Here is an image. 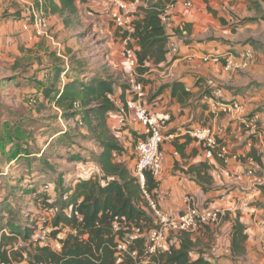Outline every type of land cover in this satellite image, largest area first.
Wrapping results in <instances>:
<instances>
[{"label":"crops","instance_id":"obj_1","mask_svg":"<svg viewBox=\"0 0 264 264\" xmlns=\"http://www.w3.org/2000/svg\"><path fill=\"white\" fill-rule=\"evenodd\" d=\"M36 1L34 0L35 4ZM99 1L78 3L80 16L92 15L89 21L92 28H96L98 20L102 18H98L99 13L109 16L110 6ZM188 2H191L190 6L186 5ZM143 6H148V3L144 2ZM168 7L171 18L167 25L168 46L175 44L178 51L173 57H168L171 59L169 63L151 66V73L147 78L153 80L145 88L146 94L152 95L147 106L153 111L168 113L171 117L164 131L166 140L162 145L164 172L157 178L158 187L154 189L153 195L149 193L150 197L158 202L165 213L174 217L188 211L191 204L189 196L203 208L222 207L226 210L220 223L202 225L190 233L195 259L203 256L214 264H264V0H177L175 5ZM23 15H27L24 23L31 20V13L23 12L22 17ZM47 16L53 32L72 50V44L77 45L74 31H78L73 27L78 24L66 25L59 14ZM29 25L30 39H43L45 47L49 48V41L45 37H38L34 25ZM179 27L186 28L188 32L185 36L181 35ZM88 31L84 30L79 34L86 37ZM93 31L97 34L96 29ZM115 39L119 41L112 33L110 42L117 46L119 43ZM124 40V44H127V39ZM104 41L105 39L102 40ZM104 43L109 45V42ZM122 45L121 50L124 48ZM52 47L55 48L54 45ZM246 49H252L255 57L245 69L226 70L224 58L219 62L204 60L207 55L224 56L229 52L236 54ZM41 53L38 55L43 56ZM73 53L72 50L71 54ZM50 61L48 57L46 64ZM235 61L240 62V58L237 57ZM98 63H104L102 56ZM73 68L74 72L78 69L75 66ZM93 74L95 72H87L86 76L91 77ZM75 78L79 77L71 79ZM89 79L81 80L86 82ZM175 81H182L191 92L183 103L172 98V87L160 89ZM217 90L222 91L219 96L215 93ZM123 92L118 87L115 94L120 116L123 100L130 96L127 91L121 97ZM218 101H238L244 105L245 113L222 112L216 105ZM256 113L260 116L258 132L247 121L248 116ZM108 122L110 127L114 126V123H110V118ZM198 126L212 128L220 146L226 148L228 153L223 157H219L218 152L208 155L203 145L188 134L191 128ZM133 129L138 139L143 137L144 127L141 124L135 123ZM23 161L13 157L0 164V178H9L5 167L10 168L12 164ZM44 167L42 165L39 168L43 173ZM89 167L93 169L91 164ZM91 169H81L86 177L84 173L75 171L73 187L81 178L98 177L101 174L99 165L95 172ZM33 170L34 168L22 177L21 180H25L23 183L17 179L19 185H28V177H38ZM6 181H12V178L4 182ZM5 185L8 184L3 186ZM56 187L57 185L52 188L56 190ZM9 190L12 191L11 194L6 193V188L2 192L0 189V235L11 230L15 218L24 220L23 217L20 218L22 214H19L22 208L27 209L29 218L43 212L41 204L32 201L27 192L17 193L19 188L13 187V181ZM51 195L52 200L58 199L56 195ZM24 196L28 198H21ZM145 197L149 202L148 197ZM14 208L18 210L16 217L10 216L15 211ZM27 219L25 216V225L30 224ZM69 230L66 227L64 232ZM64 232L60 233L63 238Z\"/></svg>","mask_w":264,"mask_h":264},{"label":"trees","instance_id":"obj_2","mask_svg":"<svg viewBox=\"0 0 264 264\" xmlns=\"http://www.w3.org/2000/svg\"><path fill=\"white\" fill-rule=\"evenodd\" d=\"M85 1L87 0H37L36 11L39 14L43 13V18L47 21L49 20L48 14H59L63 17L66 25H77L80 18L78 3ZM147 2L148 6H139L137 10L130 11L132 16L130 32L119 27V30L123 32L122 36L127 39V47L133 51L136 62L134 74L137 82L142 83L144 89L147 83L153 80L147 78V75L151 73V66L169 63L171 59L168 57L174 55L171 45L168 46L167 24L162 21V17L169 8L168 6L175 5L177 0H147ZM17 15L22 16V13L18 12ZM25 17L23 15L22 18ZM30 19L34 25V14ZM50 28L48 30L52 33ZM178 30L182 36H185L181 27ZM36 34L39 37H45L37 33V30ZM45 51H47L48 57L55 62L61 58L59 54L65 57L73 56L71 49L65 45L64 41L61 53L52 46L49 49L46 47ZM126 65L129 66L127 61ZM63 69L64 67L58 64L53 66V71L55 70L57 76L64 71ZM124 74L127 79L125 84L121 83L113 74L108 73L105 76H91L86 82L79 78L71 79L66 76L62 90L54 87L44 89L47 96L52 95L53 92L56 93L54 104L62 108V113L66 118L82 116L81 121L88 126V131L93 135L92 138L101 150L96 159L102 176L80 179L74 183L73 194L66 195V192L63 194V196H67V199L62 202V210L53 217L55 230L50 233V243L58 240L61 243L60 249L55 248L53 244L45 245L33 239L34 233H36L37 219L42 214L38 212L30 218L28 217L27 221L31 223L28 226L13 225L7 234L0 235V262L17 263L16 261H18L17 264H144L139 258L132 255V252H138L139 257L144 255L146 249L144 238H136L131 241L127 251L119 252L117 249V240H123L133 231L134 226H140L143 229L157 226L154 212L145 197L144 189L153 195V191L159 183L153 174L147 171L146 184L143 188L135 175L136 168L135 171H132L125 162L118 159V155H122L126 148L120 143L108 121L112 113H118L115 102L117 88L121 87L124 90L121 97H124V93L127 91L129 93L131 89V70H129V75L127 71ZM168 86L172 87V98L181 103L191 95L182 81L163 85L160 89L164 90ZM129 95L130 97L136 96L134 93H129ZM145 102L147 104L146 99ZM188 134L191 136L189 132ZM191 137L199 141L197 138ZM199 142L203 145V142ZM28 186H23V189L27 193L29 192L32 201L41 204L42 209L57 207L55 205L59 203L58 199L56 200L58 202L50 200L49 189H46V186L42 189V187L36 186L30 178ZM115 223H119L120 230H115ZM33 224L35 225L31 226ZM66 227L70 230L67 231L64 238H58V235L63 233ZM172 233L176 235L175 232ZM190 233L188 231L178 232L176 237L171 235L172 243L169 248L164 252L154 254L145 264H214L203 256L197 259L193 257L194 243L190 238ZM21 237L24 244L19 246Z\"/></svg>","mask_w":264,"mask_h":264},{"label":"rangeland","instance_id":"obj_3","mask_svg":"<svg viewBox=\"0 0 264 264\" xmlns=\"http://www.w3.org/2000/svg\"><path fill=\"white\" fill-rule=\"evenodd\" d=\"M100 2L110 6L109 16L106 17L102 15L103 13H99L98 18H102L98 20L99 23L96 28H92V25L89 24L92 15L83 14L80 16L78 20L79 28L78 25L73 27L78 30L74 31L73 35L77 37V45L72 44L74 45V48H72L73 56L65 57L59 54L61 58L57 62L51 59L46 64L48 55L45 51L46 47L43 39H39V41L31 40L28 32V30H31L30 20L24 23L25 19L21 15H17L18 12L34 14L37 9L34 0H0V164H4L7 159L13 157L22 161L25 159L22 163L12 164L10 168L5 167L6 174L9 176L7 179L12 178L13 187L19 188L18 194L27 191L19 185L17 179L21 180L29 170L34 168L33 172L38 177L36 179L33 176L28 178L42 189L46 186V189H49L48 196L50 200H52L51 194L56 195L59 203L55 205L57 207L52 209V215L46 216V219H50L52 224V226H49L51 232L55 230L53 217L62 210V202L67 199V196H63V194L66 192V195H71L74 192L72 185L74 172L78 170L80 174H83L84 171H81V169L90 170V164L93 166L91 170L95 172L96 166H98L96 157L101 150L92 138L93 135L88 131V126L81 121L82 116L66 118L62 113V108L54 104L56 93L53 92L52 95L47 96L44 89L54 87L62 90L66 76L70 78L77 76L80 79L91 78L86 76L87 72H95L91 75L93 77L105 76L111 73L121 83L125 84L127 79L124 73L127 71L129 75V70H131L126 65L124 56L127 44H124L123 32L119 30V27L111 18V12L113 11L111 8L114 7V1L101 0ZM137 9V7L133 8V10ZM48 21L45 20L46 26H40L41 29L34 23V30H37L38 33V30H46L45 27L48 30L51 27L50 29L53 31L54 29ZM94 29H96L97 34L94 31L92 32ZM84 30H89L86 37L79 34ZM52 33L54 40L63 42L56 32ZM112 33L115 38H119V41L115 39L119 43L117 46L110 42ZM44 39L49 41L50 46L55 45L52 39L46 36ZM104 39V42H109V45L102 42ZM101 43H104V46H101ZM121 45L124 46L122 50ZM39 52L44 55L39 56ZM101 56L104 63L100 65L98 62L101 60ZM73 59L75 62H73ZM42 62L44 63L41 64ZM54 64L64 67V71L59 76H57L55 70L51 72ZM73 66L78 68L75 72ZM151 96L147 93V104H150ZM119 116V113L110 115V123H114V126L111 125L112 131L126 148L122 155H118V159L125 162L132 171H135L138 139L133 129L135 122L130 121L122 124ZM112 119L115 121H112ZM42 165H45L43 168L45 169L44 173L39 169ZM69 175H72V177L69 178ZM100 176L102 175L99 174L98 177ZM84 177H86L85 173ZM40 178L42 179L40 180ZM7 179L0 178V189L2 192L6 188V193L11 194L12 191L10 192L9 189L12 181H6L8 185L3 186L6 184L4 181ZM21 181L24 182L25 180ZM25 185L27 184L25 183ZM55 185H57L56 190L52 188ZM58 188L60 189L58 190ZM1 192L0 196H2ZM17 214L18 210L15 209L10 216L16 217ZM19 214L23 215L20 218L23 217L24 220L25 216L26 219L29 216L25 208H22ZM15 219L14 225L28 226V224H24V220ZM37 222H39L38 219ZM37 232L38 228L36 226ZM66 233L64 234L66 235ZM171 235H174V233L171 232ZM19 244V246H22L24 241H19ZM16 262L18 263V261Z\"/></svg>","mask_w":264,"mask_h":264},{"label":"built area","instance_id":"obj_4","mask_svg":"<svg viewBox=\"0 0 264 264\" xmlns=\"http://www.w3.org/2000/svg\"><path fill=\"white\" fill-rule=\"evenodd\" d=\"M113 11L111 12V18L115 24L122 28L123 30L131 31V21L132 16L130 11L139 6H143L144 2L148 3L147 0H113ZM191 5V2L186 4ZM35 11V23L38 27L46 26L45 18H43V13L39 14ZM169 8L166 13L163 14L162 21L167 25L170 22ZM183 34H187V30L181 27ZM41 29V27H40ZM38 30L39 34L46 36L53 40L55 48L61 53L62 42L54 40L51 32L47 30ZM61 43V44H60ZM58 46V47H57ZM172 51L176 53L178 51L175 44H171ZM124 56L131 67V78L130 84L131 89L129 93L136 94L135 97H130L122 103L121 107V119L122 124H126L130 121H134L137 124H141L144 127V132L142 133L140 139L137 141V153L138 159L136 162V176L139 179L141 186L145 188L146 184V172L149 171L157 179L162 176L164 172V152L162 149V144L166 139L165 128L170 120V115L165 112H156L150 109L145 103L146 90L142 83L137 82L135 77V58L132 49L126 47L124 51ZM239 57L240 62H236L235 59ZM255 57V53L252 49H246L244 52L226 53L224 56L211 54L207 55L204 60H214L221 61L222 58L225 59V69L228 71L245 69L247 68ZM133 72V73H132ZM216 95L222 93L221 90H217ZM111 97V95H110ZM216 99V98H215ZM216 105L220 108L222 112L225 113H237L244 114V105L238 101L224 102L218 101ZM246 115H244L245 117ZM247 119L250 126L256 131L260 128V116L258 113L248 116ZM134 123V124H135ZM191 136L197 138L199 141L203 142L205 150L208 155H215L218 152L219 157L225 156L228 152L227 149L221 147L215 132L212 128L207 126L193 127L188 131ZM262 165L264 169V152L262 154ZM252 173V172H251ZM146 196L149 199L150 207L152 208L155 216L157 226L153 228H142L140 226H134L133 231L128 234L123 240H117V249L119 252L127 251L128 244L136 238H144L146 240V249L143 256L139 257L138 252H132L135 258H139L142 263H148L154 254L158 252L166 251L170 243L171 232H192L198 229L202 225L206 224H218L223 219L226 210L222 207H201L193 197L189 196L190 208L184 214L178 217L170 216L165 213L159 206L155 199L150 197V194L144 189ZM53 208H43V212L38 218L37 228L38 232L33 236L35 241L40 242L45 245H52L55 248L60 249L61 243L55 240L52 244L50 243V233L51 230L49 226L51 225L50 219H46V216H50L53 213ZM78 215V213H77ZM115 230H120L119 223L114 224ZM58 238H63L62 234L58 235ZM0 264H17V263H4ZM44 264V263H42Z\"/></svg>","mask_w":264,"mask_h":264}]
</instances>
